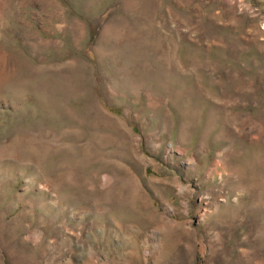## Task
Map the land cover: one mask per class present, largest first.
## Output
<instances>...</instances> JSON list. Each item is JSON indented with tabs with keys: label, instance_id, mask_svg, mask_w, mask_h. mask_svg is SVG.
Returning <instances> with one entry per match:
<instances>
[{
	"label": "rangeland",
	"instance_id": "374dc122",
	"mask_svg": "<svg viewBox=\"0 0 264 264\" xmlns=\"http://www.w3.org/2000/svg\"><path fill=\"white\" fill-rule=\"evenodd\" d=\"M0 264H264V0H0Z\"/></svg>",
	"mask_w": 264,
	"mask_h": 264
}]
</instances>
